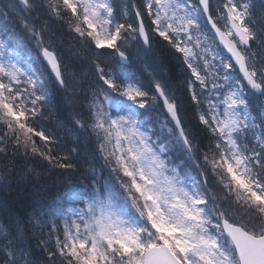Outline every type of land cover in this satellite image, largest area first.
<instances>
[{"label":"snow or ice","instance_id":"snow-or-ice-1","mask_svg":"<svg viewBox=\"0 0 264 264\" xmlns=\"http://www.w3.org/2000/svg\"><path fill=\"white\" fill-rule=\"evenodd\" d=\"M44 171L0 264H264V0H0V190Z\"/></svg>","mask_w":264,"mask_h":264},{"label":"trees","instance_id":"trees-1","mask_svg":"<svg viewBox=\"0 0 264 264\" xmlns=\"http://www.w3.org/2000/svg\"><path fill=\"white\" fill-rule=\"evenodd\" d=\"M151 59L155 62V64L164 69L173 85L177 87H181L183 85L186 73H183V69L180 67V61L175 58L173 52L168 48L165 42L159 41L154 44ZM85 70L90 71L87 65L85 66ZM141 71L142 65L138 69V72ZM146 77L147 74L145 73L144 78ZM179 94L182 96L183 107L186 111L187 117L190 118V123L195 125L196 120L194 118V109L190 106L187 97L183 93ZM70 111L71 108H63L62 114L59 118L62 119L67 116ZM56 119L57 117L53 116V121ZM66 182L67 181H65L63 177L58 174L44 171L41 173L40 178H33L26 188L22 187L17 189L15 184H13V187L11 188L0 190V199L6 198L9 204H14L23 208L26 203H30L33 200L47 199L50 196L58 195L61 191H63L59 185ZM21 196H26L27 199L21 201Z\"/></svg>","mask_w":264,"mask_h":264},{"label":"bare ground","instance_id":"bare-ground-1","mask_svg":"<svg viewBox=\"0 0 264 264\" xmlns=\"http://www.w3.org/2000/svg\"><path fill=\"white\" fill-rule=\"evenodd\" d=\"M12 191V190H11Z\"/></svg>","mask_w":264,"mask_h":264}]
</instances>
